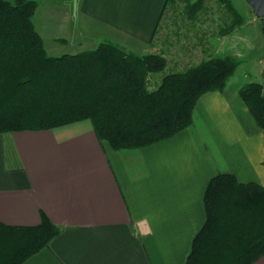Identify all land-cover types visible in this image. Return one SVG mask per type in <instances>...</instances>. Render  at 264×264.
I'll return each instance as SVG.
<instances>
[{
  "label": "crops",
  "instance_id": "0c3cea01",
  "mask_svg": "<svg viewBox=\"0 0 264 264\" xmlns=\"http://www.w3.org/2000/svg\"><path fill=\"white\" fill-rule=\"evenodd\" d=\"M34 1L32 23L47 54L110 43L160 53L167 71L187 62L182 54L169 67L152 46L166 0ZM241 86L236 79L203 94L189 127L137 149L113 150L86 120L1 133L0 222L33 227L43 214L59 228L21 264H185L211 178L231 174L264 187V137ZM251 264H264V253Z\"/></svg>",
  "mask_w": 264,
  "mask_h": 264
},
{
  "label": "trees",
  "instance_id": "16d2710c",
  "mask_svg": "<svg viewBox=\"0 0 264 264\" xmlns=\"http://www.w3.org/2000/svg\"><path fill=\"white\" fill-rule=\"evenodd\" d=\"M228 15L220 34L238 24ZM166 0L153 38L166 9ZM34 0H0V134L48 130L89 121L113 150L137 149L189 127L198 99L222 91L239 66L231 55L208 56L181 71H167L160 53L136 55L110 43L74 54H47L32 17ZM191 24L203 0L186 3ZM160 76L153 83L152 76ZM264 83L238 89L264 137ZM205 221L185 264H251L264 253V187L240 183L231 174L211 178L204 193ZM59 233L45 216L33 227L0 222V264H21Z\"/></svg>",
  "mask_w": 264,
  "mask_h": 264
},
{
  "label": "rangeland",
  "instance_id": "374dc122",
  "mask_svg": "<svg viewBox=\"0 0 264 264\" xmlns=\"http://www.w3.org/2000/svg\"><path fill=\"white\" fill-rule=\"evenodd\" d=\"M195 1L175 0V4L166 9L153 38L152 46L165 53L169 67L171 62L180 60L182 54L186 56L187 62L177 66L179 71L196 64L200 58L231 55L238 60L239 66L229 79L230 84L236 79L240 85L249 82L263 84L264 43L261 27L264 26V19L257 18L245 0H227L237 13L238 24L232 32L222 35L218 27L228 17L224 3L221 0H203L197 19L191 24L186 19V3ZM89 48L92 47L59 46L58 50L49 47L47 50L49 55L60 56ZM159 79V75L151 77L153 83Z\"/></svg>",
  "mask_w": 264,
  "mask_h": 264
},
{
  "label": "water",
  "instance_id": "95a60500",
  "mask_svg": "<svg viewBox=\"0 0 264 264\" xmlns=\"http://www.w3.org/2000/svg\"><path fill=\"white\" fill-rule=\"evenodd\" d=\"M245 2L251 7L254 15L259 19H264V0H245ZM263 43H264V26L261 27ZM264 78V69H263ZM262 100L264 101V90L262 92Z\"/></svg>",
  "mask_w": 264,
  "mask_h": 264
}]
</instances>
